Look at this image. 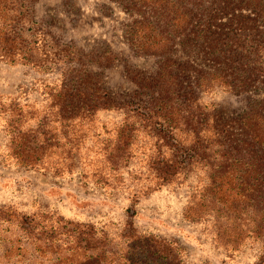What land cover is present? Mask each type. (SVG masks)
<instances>
[{
	"label": "trees",
	"instance_id": "obj_1",
	"mask_svg": "<svg viewBox=\"0 0 264 264\" xmlns=\"http://www.w3.org/2000/svg\"><path fill=\"white\" fill-rule=\"evenodd\" d=\"M34 0H0V60L51 75L18 96L0 95L7 158L55 177L140 194L186 181L185 217L213 222L232 252L248 240L264 263V0H115L131 20L123 36L152 70L125 65L134 88L112 91L104 71L119 54L83 49L38 21ZM245 96L231 114L205 98ZM39 92L42 100L22 99ZM26 98V97H25ZM119 112L112 125L104 112ZM128 173V177L125 173ZM128 219L112 235L94 221L43 206L0 204V264H186L175 237L141 231Z\"/></svg>",
	"mask_w": 264,
	"mask_h": 264
},
{
	"label": "rangeland",
	"instance_id": "obj_2",
	"mask_svg": "<svg viewBox=\"0 0 264 264\" xmlns=\"http://www.w3.org/2000/svg\"><path fill=\"white\" fill-rule=\"evenodd\" d=\"M35 18L50 29L61 41H75L83 49L103 48L109 45L119 54V60L104 71L103 81L112 91L129 92L134 84L125 78V65H136L152 70L154 57L138 56L123 36V23L131 20L115 0H34L31 3ZM51 75L30 70L23 64L0 60V95L4 99L18 96L20 87L33 85L35 80ZM26 97V98H25ZM233 114L245 107V96L225 91L206 95ZM22 99L42 100L39 92ZM121 113L109 111L102 114L107 125L120 120ZM0 120V204L14 203L24 210L43 206L61 215L84 221H94L116 235L125 220L128 208L137 228L167 237L178 238L185 246L186 264H255L261 253L260 245L253 240L231 251L217 244L213 222L191 221L185 217L190 194L203 183L196 173H191L183 183L164 186L149 193L140 194L136 202L128 190L111 192L93 182L84 184L75 172L55 177L23 168L7 158V135ZM128 177V173H125ZM264 264V263H263Z\"/></svg>",
	"mask_w": 264,
	"mask_h": 264
}]
</instances>
